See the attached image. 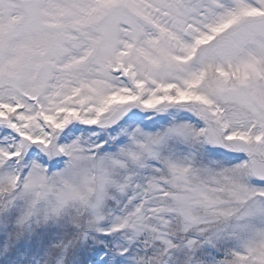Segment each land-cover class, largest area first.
<instances>
[{
    "label": "snow or ice",
    "instance_id": "obj_1",
    "mask_svg": "<svg viewBox=\"0 0 264 264\" xmlns=\"http://www.w3.org/2000/svg\"><path fill=\"white\" fill-rule=\"evenodd\" d=\"M0 264H264V0H0Z\"/></svg>",
    "mask_w": 264,
    "mask_h": 264
}]
</instances>
